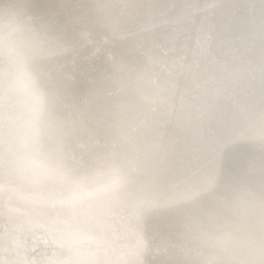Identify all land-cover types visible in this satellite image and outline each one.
I'll return each instance as SVG.
<instances>
[{"label": "clouds", "instance_id": "1", "mask_svg": "<svg viewBox=\"0 0 264 264\" xmlns=\"http://www.w3.org/2000/svg\"><path fill=\"white\" fill-rule=\"evenodd\" d=\"M254 2L0 0V214L14 198L20 223L59 241L4 264H264ZM225 14L247 36L216 65ZM193 58L207 83L195 109L177 103Z\"/></svg>", "mask_w": 264, "mask_h": 264}, {"label": "bare ground", "instance_id": "2", "mask_svg": "<svg viewBox=\"0 0 264 264\" xmlns=\"http://www.w3.org/2000/svg\"><path fill=\"white\" fill-rule=\"evenodd\" d=\"M219 7V5H218ZM249 9L254 13L258 5L254 0H249ZM238 17L230 14L222 16L213 27V37L216 42V54L212 58L213 64L219 65L228 60L229 57L239 55L243 50L242 42L247 36L239 27ZM257 58L259 48L254 47L248 53ZM203 65L193 58L179 78L180 95L177 103L195 109L202 102V92L207 87L203 76ZM24 215L23 210L17 206L15 199H9L5 205L4 212L0 214V264L7 259L43 260L51 257L59 241L49 243L42 240V226L36 219H28L26 223L19 222ZM30 229L32 235L28 237L27 243L24 239L25 229Z\"/></svg>", "mask_w": 264, "mask_h": 264}]
</instances>
